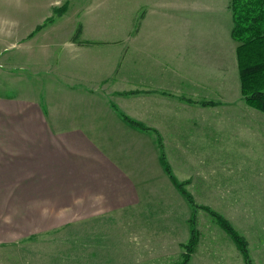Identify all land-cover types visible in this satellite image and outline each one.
Masks as SVG:
<instances>
[{
    "label": "rangeland",
    "instance_id": "rangeland-1",
    "mask_svg": "<svg viewBox=\"0 0 264 264\" xmlns=\"http://www.w3.org/2000/svg\"><path fill=\"white\" fill-rule=\"evenodd\" d=\"M138 1L0 0V122L9 120L13 127L24 124L34 128V121L26 120L30 112L51 114L52 109L68 112L76 107L81 94H89L86 90L91 88L83 72L74 74L75 65L68 63L67 52L74 50L69 48V39L73 42L82 26L77 17L82 13L92 18V24L85 25L87 34L102 32L115 39L117 28L135 21L133 11ZM167 1L173 6L177 0ZM191 1L201 10L192 11ZM91 2L96 6L89 7ZM188 3L187 18L192 21L193 33L220 34L225 37H218L220 44L232 40L230 0ZM65 7L66 14L57 16ZM49 17H55V22L37 32ZM80 22L85 23L86 18ZM169 59L174 65L180 58ZM130 61L126 59L125 64L129 66ZM218 81L223 102L233 98L236 104L243 101L247 105L239 89L238 67L234 76L219 77ZM115 84L121 91L133 88L132 82ZM110 89L105 90L108 93ZM73 92L79 96L75 98ZM121 94L130 96L133 92ZM249 108L256 114L255 120L240 117L222 122L218 148L210 139L203 146L197 145L192 130L189 137H164L137 121L148 128L145 131L157 134L165 181L154 179L136 207L75 222L56 233L16 232L19 242L0 246V264H177L188 252L185 247L194 231L198 243L188 264H264V117L260 118L264 114ZM162 158L168 162L173 179L164 170ZM196 160L203 162L199 168ZM216 163L219 167L212 168ZM217 172L221 182H217ZM219 184L220 192L230 185L233 196H217ZM218 217L246 241L248 260L218 224ZM5 234L0 233V237Z\"/></svg>",
    "mask_w": 264,
    "mask_h": 264
},
{
    "label": "crops",
    "instance_id": "crops-1",
    "mask_svg": "<svg viewBox=\"0 0 264 264\" xmlns=\"http://www.w3.org/2000/svg\"><path fill=\"white\" fill-rule=\"evenodd\" d=\"M171 4L139 0L135 21L117 28L115 39L102 32L87 34L85 25L92 24V18L81 13V39L93 43L78 45L69 39L74 50L67 56L75 65L74 74L82 71L89 79V94H81L68 112H30L26 120L34 121V128L0 122V233H6L0 246L19 242L16 232L56 233L75 222L136 207L154 179L165 181L157 134L132 127L120 113L164 137H186L192 130L197 145L210 139L217 148L222 122L255 120L242 100L238 98L240 105L233 98L225 103L219 95V77L229 79L238 67L239 43L231 34V41L220 44V34L193 33L188 0ZM191 4L192 11L201 10L195 1ZM81 50L85 52L78 53ZM172 57L179 62L166 60ZM126 59L131 60L129 66ZM119 81L132 82L133 88L121 91L115 84ZM106 88L112 90L107 93ZM197 160L199 168L203 162ZM215 175L221 182L219 172ZM216 190L217 196H233L230 185L220 192L219 184Z\"/></svg>",
    "mask_w": 264,
    "mask_h": 264
},
{
    "label": "trees",
    "instance_id": "trees-1",
    "mask_svg": "<svg viewBox=\"0 0 264 264\" xmlns=\"http://www.w3.org/2000/svg\"><path fill=\"white\" fill-rule=\"evenodd\" d=\"M230 8L233 13L231 35L239 43L236 50V57L241 94L249 107L264 113V0H231ZM66 12L67 8L65 7L57 11V16H63ZM54 22L55 17H49L46 24L37 28V32ZM81 35L82 26L78 29L75 38L72 39L73 42L78 45L93 43L83 41ZM120 115L132 127L148 130L143 124L134 121L127 115L123 113ZM162 162L164 170L172 178V172L168 162L164 158H162ZM217 221L232 238L245 259L248 260L246 241L222 217H218ZM197 243L198 233L194 231L191 243L185 247L188 252L183 255V260L177 264H188L191 252L194 251Z\"/></svg>",
    "mask_w": 264,
    "mask_h": 264
}]
</instances>
